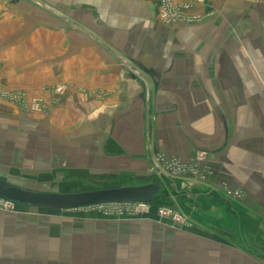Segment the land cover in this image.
<instances>
[{"label": "rangeland", "instance_id": "obj_1", "mask_svg": "<svg viewBox=\"0 0 264 264\" xmlns=\"http://www.w3.org/2000/svg\"><path fill=\"white\" fill-rule=\"evenodd\" d=\"M207 1L184 0L177 5L158 0L159 14L167 2L180 12L168 24L170 44L157 60L160 69L182 75L180 81L159 83L152 77L151 66L134 61H126L129 65L122 68L128 77L126 82L143 91L145 103L149 102L142 121L144 135L155 117L154 95L160 84L169 91L179 90L187 101L202 96L219 123H264V0H220L221 14L212 22H204L206 13H191L194 8L206 6ZM7 4L0 2V32L3 21L7 22V29L14 21L15 30L5 29L3 32L7 33L0 40V76L7 69H20L22 75L11 74L3 82L17 86L15 83L28 81V73L34 71L42 88L45 86L43 89L54 88V93L66 100L67 92L76 90L67 79L78 73L80 66L67 65L66 51H58V59H50L44 58V51L40 55V51L24 49L22 44H26L19 40L16 28V11ZM4 14L13 18L7 19ZM177 25L186 29L185 44L173 35ZM34 56L35 65H29L25 57ZM105 63L109 69L101 83L103 88L90 86L89 97L94 96L92 91L103 90L107 100L110 91L119 87L117 75L109 72L116 63ZM131 76L142 83V89L137 80H130ZM9 89L4 92L0 88L15 97H0V164L9 165L19 152L29 157L32 168L24 172L29 182L25 183L26 189L19 190L75 196L147 187L151 193L145 203L105 204L78 210L18 207L0 201V264H264V256L248 255L241 249L236 228L233 239L219 235L229 228L225 208L220 207L214 215L217 220H211L213 212L206 210L204 200L201 202L196 196L199 191L179 189L180 183L185 182L215 187L211 168L204 164V152H194L188 161L165 155H151L150 163H122L107 156L105 161H92L96 158V154H91L94 147L90 146V156H83L82 146L74 143L79 135L64 128V113L51 115L46 105L49 101L26 87ZM98 95L95 93V97ZM53 101L50 104H55ZM9 108L13 110L11 115L1 114ZM194 109L192 117L196 114ZM36 121L42 124L38 126ZM260 124L249 127V138L261 130ZM260 140L264 141V136ZM50 152L55 159H50ZM39 153L42 162L32 163ZM10 177L16 179L12 174ZM220 187L223 203L233 206L243 201L240 187ZM203 195L208 200L209 194Z\"/></svg>", "mask_w": 264, "mask_h": 264}, {"label": "crops", "instance_id": "obj_2", "mask_svg": "<svg viewBox=\"0 0 264 264\" xmlns=\"http://www.w3.org/2000/svg\"><path fill=\"white\" fill-rule=\"evenodd\" d=\"M4 1L10 10L16 11V28L21 36L19 40L26 44H22L24 49L40 51V55L44 51V58L50 59H58V51H66L69 53L64 56L67 65L80 68L67 79L76 90H69L66 100L64 96L56 95L54 88L46 86L43 89L45 86L42 88L40 78L33 75L34 71L28 73V81L14 82L17 86L3 82L11 74L20 77V69L4 71L0 76L2 91L10 90V87H26L34 95L49 101L46 105L51 115L64 113L65 116L61 117L66 118L64 128L79 135L74 143L82 146L83 156H90V146L94 147L91 154H96V158L92 161H105L107 156L122 163L143 160L150 163L151 155L188 161L194 152H204V164L211 168L213 176L210 178L215 187L191 186L185 182L180 183L179 189L199 191L200 195L196 196L201 202L204 200L206 210L210 208L213 212L209 217L211 220H217L214 215L218 214L220 207L225 208L229 228L219 235L233 239L236 228L241 249L248 255L264 256V141L260 140L264 136L261 132L264 123L257 122L263 127L249 138V127L257 123H219L218 116L210 113V104L202 96L187 101L179 90L169 91L160 84L154 95L155 117L144 135L142 121L149 102L145 103L143 91L126 82V72L122 68L129 65L128 61H134L137 65L151 66L152 77L159 83H175L183 78L159 68L157 60L170 44L171 26L159 14L158 0H0ZM170 2L178 5L184 0ZM205 5L194 8L191 14L206 13L204 22H212L221 14L222 1L208 0ZM6 23L1 22L3 31L7 29ZM13 26L15 22L11 20L7 30L14 31ZM175 29L178 30L173 35L180 37L181 44H185V27L177 25ZM3 31L0 40L7 33ZM25 58L29 65H35V56ZM105 62L116 63V68L109 72L116 74L120 83L118 88L110 91L108 101L106 92L101 90L109 69ZM129 78L137 80L133 76ZM91 82L97 85H91ZM137 82L142 89L141 82ZM90 86L92 89L101 88L103 93L92 91L94 96L89 97ZM95 93L99 95L95 97ZM52 99L56 100L55 104H50L54 103ZM193 108L196 114L192 117ZM12 111L9 108L1 114L11 115ZM194 118L198 120L192 121ZM36 123L38 126L42 124L41 121ZM49 154L51 160L55 159L52 152ZM9 162V165L0 164V182L15 189H26L25 183L29 181L24 172L32 168L29 157L19 152V156ZM34 162H42L41 153L35 156ZM11 174L16 179L13 180ZM223 185L230 189L240 187L244 191L243 201L233 206L223 203L225 199L220 193ZM203 193L209 194L208 200L203 198Z\"/></svg>", "mask_w": 264, "mask_h": 264}, {"label": "water", "instance_id": "obj_3", "mask_svg": "<svg viewBox=\"0 0 264 264\" xmlns=\"http://www.w3.org/2000/svg\"><path fill=\"white\" fill-rule=\"evenodd\" d=\"M147 187L123 188L81 195H42L15 189L0 182V199L18 207L78 210L105 204L145 203L150 198Z\"/></svg>", "mask_w": 264, "mask_h": 264}, {"label": "built area", "instance_id": "obj_4", "mask_svg": "<svg viewBox=\"0 0 264 264\" xmlns=\"http://www.w3.org/2000/svg\"><path fill=\"white\" fill-rule=\"evenodd\" d=\"M196 1L202 2L203 0H196ZM179 14L180 12L175 9H172L171 6L168 4V2L164 4L163 7L160 9V15L165 21H167V23L173 21L175 17L178 18ZM0 97L6 100L15 98L13 95H9L8 93H4L2 91H0Z\"/></svg>", "mask_w": 264, "mask_h": 264}]
</instances>
